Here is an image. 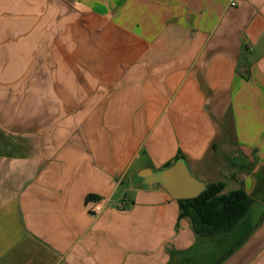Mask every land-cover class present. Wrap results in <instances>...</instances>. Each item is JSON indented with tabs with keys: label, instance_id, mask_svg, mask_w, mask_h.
I'll use <instances>...</instances> for the list:
<instances>
[{
	"label": "crops",
	"instance_id": "1",
	"mask_svg": "<svg viewBox=\"0 0 264 264\" xmlns=\"http://www.w3.org/2000/svg\"><path fill=\"white\" fill-rule=\"evenodd\" d=\"M179 154L230 230L136 180ZM0 264H264V0H0Z\"/></svg>",
	"mask_w": 264,
	"mask_h": 264
},
{
	"label": "trees",
	"instance_id": "2",
	"mask_svg": "<svg viewBox=\"0 0 264 264\" xmlns=\"http://www.w3.org/2000/svg\"><path fill=\"white\" fill-rule=\"evenodd\" d=\"M172 162L165 164L168 167ZM140 178L136 177V180ZM222 182L206 184L205 189L196 197L178 199L179 216L190 218L195 233L199 236H211L230 230L247 213L251 204L250 196L243 188L227 193L223 192Z\"/></svg>",
	"mask_w": 264,
	"mask_h": 264
},
{
	"label": "water",
	"instance_id": "3",
	"mask_svg": "<svg viewBox=\"0 0 264 264\" xmlns=\"http://www.w3.org/2000/svg\"><path fill=\"white\" fill-rule=\"evenodd\" d=\"M136 175L146 187L164 190L174 199L196 197L206 187L204 181L191 174L182 158L160 170L151 167L139 169Z\"/></svg>",
	"mask_w": 264,
	"mask_h": 264
},
{
	"label": "built area",
	"instance_id": "4",
	"mask_svg": "<svg viewBox=\"0 0 264 264\" xmlns=\"http://www.w3.org/2000/svg\"><path fill=\"white\" fill-rule=\"evenodd\" d=\"M125 201H126V199H124L123 203H124ZM102 207H103V206H102L101 202L96 201V202H94V203L89 207V211H90L91 213H97V212L101 211Z\"/></svg>",
	"mask_w": 264,
	"mask_h": 264
},
{
	"label": "rangeland",
	"instance_id": "5",
	"mask_svg": "<svg viewBox=\"0 0 264 264\" xmlns=\"http://www.w3.org/2000/svg\"><path fill=\"white\" fill-rule=\"evenodd\" d=\"M137 172V171H136ZM136 172H135V174H136Z\"/></svg>",
	"mask_w": 264,
	"mask_h": 264
}]
</instances>
